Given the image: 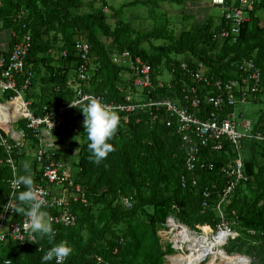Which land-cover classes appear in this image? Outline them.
I'll return each mask as SVG.
<instances>
[{"label":"trees","instance_id":"16d2710c","mask_svg":"<svg viewBox=\"0 0 264 264\" xmlns=\"http://www.w3.org/2000/svg\"><path fill=\"white\" fill-rule=\"evenodd\" d=\"M85 1L0 0V35H10V48L0 49V54L2 51L8 54L16 43L27 35L31 37L32 45L26 61L29 71L20 78L18 85L25 84L29 72H32L24 95L26 100L31 101V109L35 115L42 114L45 107L55 111L61 102L74 98L69 79L70 73L77 71L82 62L81 54L75 48V43L79 40L90 46L93 76L89 80L88 91L102 95L106 102H124L125 94L121 88L128 91V86L132 83V79L126 78L127 68L113 60V52L117 50H129L133 56H140L146 61L153 70L155 82L164 70L171 72L173 67H179L185 56L193 58L190 60L193 61L192 67H203L213 77L232 76L243 58H254L264 74V24L261 22L264 19L259 15L264 13V0H253L245 8L249 20L244 22L237 40L229 38L224 42L213 38L214 30L230 27L222 13L209 14L204 21H199L196 14L187 8L189 17L194 18L193 23L177 34L175 28L170 26L167 9L162 10L161 24L156 23L151 29L144 30L137 29L132 21L119 19L114 24L109 22L107 9L122 16L129 3L116 9L109 6L108 0H99L103 7L84 13L81 10L84 9ZM186 2L134 0L130 4L161 7V4L183 3L187 7ZM226 4L240 7L241 0H226ZM159 16L160 14L156 16L155 13H150L148 18L158 21L161 19ZM6 31L9 33H5ZM146 43L150 50L144 46ZM64 52L67 54L64 55ZM173 77L172 87L166 83L151 94L142 92V96L156 101L177 99L186 104L183 87L192 84L199 89L204 99L201 112L196 109L198 115L204 117L213 110L205 100L211 87L204 88L188 77L182 78L180 70ZM78 107L68 113L67 119L70 124L84 131L83 123L77 122V112L82 110ZM161 113L163 115L160 119L153 121L149 110H141L131 115L129 123L123 121L122 114L119 113L120 123L110 141L114 151L99 164L89 159L91 153L86 139L75 162V179L86 189L88 200L86 204L82 201L73 202V211L77 215L76 224L53 225V239H41L39 251V244L34 242L22 245L8 239L0 243V264H45L42 256L61 241H66L72 248L71 254L62 264H91L97 254L113 264H164L161 236L158 233L169 216H174L196 231L204 225L216 227L221 221L217 210L218 194L225 186L218 170L235 156L233 149L227 146L230 151L220 154L211 153L209 148H204L202 158L214 162L216 169L198 171L199 185L184 188L180 180L182 175L189 173L185 163L187 149L178 133L176 118L170 117L165 109ZM166 116L173 120L172 126L167 125ZM26 125V120L19 121V127L27 132V145L36 146L38 140ZM68 127H62L54 134L60 138V142L70 145L69 135H74L75 132ZM83 135L87 138L85 132ZM56 151L58 158H61V151ZM13 155L18 157L15 152ZM243 155L249 179L240 183L229 201L222 206L227 220H233L237 224L234 228L239 231L240 236L230 240L224 248L229 254L249 256L250 264H264V145L256 139L246 140ZM0 156L4 160V167L0 170L2 215V205L11 193L9 179L13 170L6 164L7 153L2 146ZM33 178L34 183L39 182L41 172L38 171ZM204 186L213 192L211 205L206 208L202 204L204 197L201 191ZM122 195L134 197L132 208H126L121 203ZM97 204L102 207L99 217L93 213ZM14 217L21 218L22 215L17 212ZM97 221L105 222L100 227ZM121 223H129V229L123 234L115 229ZM85 230L89 233L88 237L84 234ZM108 233L112 234L111 239H107ZM238 258L237 264H247L245 259ZM46 264L58 263L54 258ZM173 264H176L174 260Z\"/></svg>","mask_w":264,"mask_h":264},{"label":"built area","instance_id":"2783aa9c","mask_svg":"<svg viewBox=\"0 0 264 264\" xmlns=\"http://www.w3.org/2000/svg\"><path fill=\"white\" fill-rule=\"evenodd\" d=\"M252 2L253 0H241V6L236 7L227 6L226 0H211V4L221 9L222 16L230 24L229 28L214 30L213 38L219 42H224L229 38L236 41L244 22L249 20L245 8ZM31 45V37L27 35L22 41L16 43L8 54L3 51L0 54V125L2 123L11 125L9 130L0 128V146L6 150V164L13 170V175L9 179L10 197L3 203V212L0 215V243L8 239L18 241L22 245L32 242L28 239L33 234L25 227L28 218L23 213H21V218H13L17 212L10 208L5 210V205L9 203L11 197L15 199L16 192L13 190V182L19 176L18 161L26 154L27 132L24 128L15 129V122L23 119L26 120L27 128L32 131L38 140V144L34 149V157L40 165L41 179L39 182L34 183V188L41 193V198L44 200L42 210L47 213L54 226L76 224L77 215L73 211V202L82 201L86 204L88 200L87 191L82 184L76 182L72 165L63 161L60 157L58 158L57 148L54 146L52 137L54 132L62 127L69 126L68 128L75 133L80 131L79 128L70 124L67 115L75 107L71 103L81 107L91 97L98 98L118 114L121 113V118L126 123L130 122L131 115L145 109L151 112L153 121L160 119V116L163 115L161 113L162 109H165L170 117L176 118L178 133L187 149L185 163L189 173L188 175H182L180 180L184 188L189 185V188H195L199 185L198 171H213L216 169L214 162L202 158L204 148H209L211 153L220 154L224 151H230L227 146L233 149L235 156L218 170L223 181H225V186L218 194L217 210L221 221L217 224L218 230L216 233L212 230V235L210 234L211 238L221 232L227 234L225 241L219 244L218 253L220 255L226 253L231 256L225 251L224 245L230 239L239 237L240 233L227 220L222 206L229 201L240 183L249 179L245 172L243 157L246 140L256 139L264 145V109L254 122L246 120L243 123V129H240L237 119V107L239 105L251 101L257 102L264 94V74L256 60L254 58H243L232 76L222 78L210 76L203 67L198 69L192 67L191 63L193 61L184 58L180 61L179 67L171 69V76L168 80L162 79L161 74H159L155 82L152 77L153 70L146 61L140 56H133L129 50H117L113 53V60L129 70V78L132 79V83L128 86V91L121 88V91L125 94L124 102H106L102 95L88 91L89 80L93 76L90 46L87 42L79 40L75 43V48L81 54L82 62L77 71H74L75 75L71 74L69 79V85L74 90V98L71 101L64 100L61 102L55 111L45 107L42 114L35 115L31 109V101L26 100L24 95L27 85L30 83L32 72H29V78L24 81L25 84L18 85L20 78L29 71L27 70L26 61ZM66 54L64 52V55ZM178 69L182 72V78L188 77L193 83L201 84L204 88L211 87L205 100L207 104L213 107V110L204 117H200L196 110L198 109L201 112L200 108L204 99L199 93V89L192 84L183 87L186 104H182L177 99L165 98L156 101L142 96L145 91L151 94L157 88H162L166 83L169 87H172L171 80L174 78L173 75L179 71ZM74 82H77L79 86L74 87ZM229 108H233V110H229ZM172 124L173 120L167 117V125L172 126ZM14 152L18 156L17 158L14 157ZM3 167L4 160L0 156V170ZM22 188L23 186H18V190ZM201 192L204 197L202 202L204 208L209 207L213 194L212 190L204 186ZM120 197L121 203L126 208L134 206L133 196L126 197V195H122ZM171 219L177 222L179 229L191 233L194 231L174 216L168 218L165 227L166 225L172 227ZM165 227L159 233L164 231ZM207 227L211 228L210 226ZM171 230L175 235V230L172 228ZM202 231L200 234L197 231L194 232L202 236L204 228ZM173 241L175 243L174 248L177 249L176 242L174 239ZM185 244L187 245V243H184V246ZM183 249L184 247L181 250ZM65 260L66 258H62L57 263L62 264ZM91 264L113 263L97 254Z\"/></svg>","mask_w":264,"mask_h":264},{"label":"rangeland","instance_id":"374dc122","mask_svg":"<svg viewBox=\"0 0 264 264\" xmlns=\"http://www.w3.org/2000/svg\"><path fill=\"white\" fill-rule=\"evenodd\" d=\"M116 1H118V2L117 3L113 2V1H111V2L113 3V6L116 7V9H119L122 6L123 3L124 4H128V3L130 4V2H133L134 0H116ZM186 1H187L186 2L187 7L183 3L180 4V5L179 4H175V3H172V4L168 3V5L164 4V6H163V4H161V7H154L151 4H146V5L145 4H137V5H133V4L129 5L128 4V5H126V6H128L125 9L126 12H124L122 14V16H117V14L115 12L109 11V10H106L107 11L106 14H107V18H108V20H109V22L111 24L112 23L114 24L119 19H122L124 21H132L133 24H135L137 26V29L149 30L156 23H160L161 24V22L163 21V14H161L162 10L163 9H167V11H168V15L167 16H168L169 21H171L170 26L174 27L175 28V32L178 34L185 27L186 28L190 27V25L193 23L194 18L191 19L189 17L190 13H189L188 9L191 12L196 14V18L199 19V21H204L205 17H207L209 14H213L214 13V15L215 14L219 15V14L222 13L221 9H219L216 6H210V7L206 6L205 5V0H186ZM206 1H208V0H206ZM101 7H103V4L99 0H86L84 9L81 10V11L84 12V13H89V12H94V11L100 9ZM150 13H155L156 16L160 14L159 17H161V19L158 20L159 22L156 21V20H153V19H149L148 15ZM136 14H137V17H134ZM259 15L261 16L262 19H264V13H259ZM261 22H262V24H264V20H262ZM5 33H9V32L6 31ZM144 46L148 50H150L149 44L146 43V44H144ZM115 52H113V53H115ZM185 59L186 60H193V58L189 57V56H185ZM58 62H59V60L56 62V64ZM71 74L75 75L74 72L70 73V76H71ZM126 74H127V72H126ZM160 76H161L162 79L168 80L171 75H170V72L168 70H164V72ZM73 85H74V87L79 86V84L77 82H74ZM263 109H264V94L261 95L260 99L257 102L251 101L249 103H245V104L239 105L237 107V112H238L237 113V119H238V122L240 124V129H243V123L246 120H251V121L254 122L259 117V114H260L261 111H263ZM18 125H19L18 121L15 122V129L16 130L20 129L18 127ZM10 126L11 125H6L5 123H2L0 125V128H4V130H9ZM83 134H84V132H83V130L81 128L80 131L77 132V133H74V135H69L70 140L73 141L72 144H71L72 148H74V149H77V148L81 149L82 148V146L84 145V143L86 142V139H87V138H85V136ZM58 139L60 140V138H58ZM31 146L33 148L36 147L33 144H31ZM31 146H28V148L31 147ZM74 149H72V150H74ZM72 150L69 149L68 147L66 148V151H68V152H71ZM70 156H71V154H70ZM101 208L102 207L98 206V204H97L94 207V209H93V213L97 217H99L100 214H101L100 213L101 212L100 211ZM228 221L233 226L236 224L235 221H233V220H228ZM104 222L100 223V222L97 221V223L99 224L100 227L103 226ZM170 223H171L172 227L167 226V225H166V227L164 226L165 227L164 231H161L160 233H158V236L161 234L160 235L161 237L160 236L159 237H160V244L162 246L161 251L164 254V264H173V260L176 262V264H178V259H179V257L181 255H187L194 249L195 240L192 242L191 250L188 249V246H189L188 244L187 245L185 244L184 249L181 250V251H178L177 249H175L174 248L175 247V243L173 241L174 232L171 230V228L173 230H176L174 224L177 223V222L171 219ZM128 224L129 223H126V224L125 223H121L119 225H116L115 229L117 230L118 233L123 234L124 232H126L127 228L129 229ZM207 226H210V225L200 226V230H197V233H199V234L202 233L203 232L202 231L203 228H204V230H205V228L209 229V227H207ZM163 228H161L160 230H162ZM211 228L209 229V231L213 232L212 230H214V233H216V231L218 230V226L211 227ZM194 231H196V230H194ZM84 234H85L86 237L89 236V233H88L87 230H85ZM111 237H112V234L108 233L107 234V239H111ZM210 238H211V236H210ZM225 239L222 242H220V243H223L225 241ZM176 241H177L178 244H182L183 241H184V237L183 236H177L176 237ZM219 244H216V246L214 247V250L209 254V256L206 259H203L204 261L201 264H232V263L233 264H237L239 262V258L238 257H241L243 260L246 259L245 261L247 262V264H249V261L251 263L250 257L245 255V254H240V253L230 254L233 257L226 256L227 258L225 257L226 253H222L220 255L218 253V248L220 247ZM197 248L201 250L202 247L200 245ZM217 255H218V259H217ZM235 255H238V257L235 256ZM224 257H225V259H228L227 263L225 262Z\"/></svg>","mask_w":264,"mask_h":264},{"label":"clouds","instance_id":"9594fccd","mask_svg":"<svg viewBox=\"0 0 264 264\" xmlns=\"http://www.w3.org/2000/svg\"><path fill=\"white\" fill-rule=\"evenodd\" d=\"M71 104L77 107L76 104ZM78 108L82 109L84 115L83 132L86 133L87 140L89 141L87 144V147L91 153L89 159L93 160L94 163L99 164L108 156L110 152L114 151V146L110 141L117 131L120 123V117L114 109L106 106L98 98L90 97L83 107ZM28 149L31 148L29 147ZM23 168L25 170V174L19 175L13 182V190L17 193L15 199L11 197L9 203L5 205V210L10 208L19 214L23 213L28 218L25 227L33 234L28 240L38 243L39 251L41 239L44 237H48L49 240L53 239L54 228L47 213L42 210L44 207V200L41 198V193L36 188H34V178L31 172L30 164L26 162L23 165ZM18 186H23V190H18ZM21 205H23V207H21ZM71 252L72 248L70 245L66 241H61L55 243L42 256V261L46 264V262L55 258L57 262H59L62 258H67Z\"/></svg>","mask_w":264,"mask_h":264},{"label":"bare ground","instance_id":"6f19581e","mask_svg":"<svg viewBox=\"0 0 264 264\" xmlns=\"http://www.w3.org/2000/svg\"><path fill=\"white\" fill-rule=\"evenodd\" d=\"M174 226L176 229L175 230L176 233L173 237L176 242V245H177L176 247L178 251H181V249L184 247V243H187L189 245L188 249L191 250L192 242L195 240L194 249L187 255H181L178 259V264H200L202 263L204 261L203 259H206L209 256V254L214 250V247L216 246V244H219L227 237L226 233L221 232L219 234L214 235L213 238H210V234L212 235V232L209 231L210 228L205 229L203 235L199 236L196 232H193V231L192 233L185 232L179 229L177 226V223H175ZM177 236L184 237V241L182 244L177 243L176 241ZM200 245L202 247L201 250L197 248ZM226 256L228 255L225 254V257ZM225 257H224V260L227 263L228 259H225ZM228 257H233V256H228Z\"/></svg>","mask_w":264,"mask_h":264},{"label":"crops","instance_id":"0c3cea01","mask_svg":"<svg viewBox=\"0 0 264 264\" xmlns=\"http://www.w3.org/2000/svg\"><path fill=\"white\" fill-rule=\"evenodd\" d=\"M111 1H113V2H115V3H117L118 1H116V0H108V4H109V6L110 7H114L113 6V3L111 2ZM124 4V3H123ZM122 4V5H123ZM205 5L206 6H208L209 7V5H212L211 4V2H210V0H208V1H206L205 0ZM114 8H116V7H114ZM107 10H109L110 11V9H107ZM214 14V13H213ZM10 48V35L8 34V36L6 35H4V34H1L0 35V49L1 50H8ZM127 74H126V78H129L130 77V72H129V70L127 69ZM77 114H79L80 116L78 117V123H83V121H84V115H83V111L82 110H79L78 112H77ZM258 119V118H257ZM256 119V120H257ZM58 136H56L55 134L53 135V137H52V141L54 142V146H56V148L57 149H59L61 152H60V156H61V159L63 160V161H65V162H68V163H70L71 165H73V167H74V170H76V168H75V162H77V159H78V154H79V152H80V150L81 149H79V148H77V149H74V148H72V140H69L68 142H71V144L69 145V144H63L62 142H60V140L57 138ZM67 142V143H68ZM60 144V145H59ZM69 148V149H74V150H72L71 152H68V151H66V148ZM31 149H28V145H27V149H26V154L24 155V157H22L21 159H19V161H18V166H19V168H18V174L19 175H22V174H25V170H24V168H23V165L27 162V163H29L30 164V166H31V172H32V175H33V177H34V175L36 176L37 174H38V171L40 170V168H39V166L37 165V163H36V160H35V157H34V153H33V151H34V149H32V147H30ZM70 154H71V156H70ZM37 169H39V170H37ZM74 172H76V171H74Z\"/></svg>","mask_w":264,"mask_h":264},{"label":"flooded vegetation","instance_id":"af4514ba","mask_svg":"<svg viewBox=\"0 0 264 264\" xmlns=\"http://www.w3.org/2000/svg\"><path fill=\"white\" fill-rule=\"evenodd\" d=\"M201 264V263H200Z\"/></svg>","mask_w":264,"mask_h":264}]
</instances>
